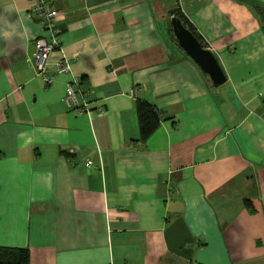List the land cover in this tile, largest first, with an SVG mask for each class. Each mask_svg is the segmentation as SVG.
Wrapping results in <instances>:
<instances>
[{"label":"crops","instance_id":"0c3cea01","mask_svg":"<svg viewBox=\"0 0 264 264\" xmlns=\"http://www.w3.org/2000/svg\"><path fill=\"white\" fill-rule=\"evenodd\" d=\"M50 1L45 85L30 0H0V246L28 264H264V0ZM172 10L222 85L176 45ZM70 77L88 114L61 101ZM137 99L159 116L144 142Z\"/></svg>","mask_w":264,"mask_h":264},{"label":"built area","instance_id":"2783aa9c","mask_svg":"<svg viewBox=\"0 0 264 264\" xmlns=\"http://www.w3.org/2000/svg\"><path fill=\"white\" fill-rule=\"evenodd\" d=\"M30 2V12L38 19L46 37L39 36L33 40L29 60L34 67L36 76L39 77L43 84L48 85L51 79L46 75V66L50 52L58 47V31L54 27L58 14L50 0H30ZM56 72H68V64L65 60L57 63ZM78 84L79 80L77 78L70 77V80L65 84V91L61 101L68 110L76 114H88L89 103L83 98Z\"/></svg>","mask_w":264,"mask_h":264},{"label":"trees","instance_id":"16d2710c","mask_svg":"<svg viewBox=\"0 0 264 264\" xmlns=\"http://www.w3.org/2000/svg\"><path fill=\"white\" fill-rule=\"evenodd\" d=\"M250 6L256 9V11L261 14L258 7H255V5L252 4ZM169 15L171 17L178 18L182 25L186 29H188V31L197 39V41L202 45V47H204L203 43L195 33L194 29L187 23L185 18L177 10L170 11ZM134 110L138 131L137 141L144 142L157 129L159 120L158 112L145 100L140 99H137L134 102ZM244 203L245 205H247L248 202L244 201ZM28 258V251L26 248L0 246V264H28Z\"/></svg>","mask_w":264,"mask_h":264},{"label":"water","instance_id":"95a60500","mask_svg":"<svg viewBox=\"0 0 264 264\" xmlns=\"http://www.w3.org/2000/svg\"><path fill=\"white\" fill-rule=\"evenodd\" d=\"M169 26L176 45L207 76L210 83L214 86L222 85L225 82V77L213 54L202 47L178 18L171 17Z\"/></svg>","mask_w":264,"mask_h":264}]
</instances>
